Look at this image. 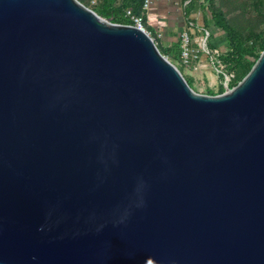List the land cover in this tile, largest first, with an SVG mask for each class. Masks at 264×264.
I'll return each instance as SVG.
<instances>
[{"label": "water", "instance_id": "obj_1", "mask_svg": "<svg viewBox=\"0 0 264 264\" xmlns=\"http://www.w3.org/2000/svg\"><path fill=\"white\" fill-rule=\"evenodd\" d=\"M0 264H264V50L219 94L80 0H0Z\"/></svg>", "mask_w": 264, "mask_h": 264}, {"label": "rangeland", "instance_id": "obj_2", "mask_svg": "<svg viewBox=\"0 0 264 264\" xmlns=\"http://www.w3.org/2000/svg\"><path fill=\"white\" fill-rule=\"evenodd\" d=\"M80 1L88 6V0ZM193 1L195 4L196 0ZM199 1L201 4L200 8L204 12V19L207 23H211V25H213V16L215 14L220 15L239 33V35L236 34L239 39H241L243 42H246L248 45L255 44V55L260 52L259 44H257L255 41L258 35H262L264 33V0ZM205 25L208 27V24ZM186 29H189L188 25ZM218 31L221 32V39L228 47L227 32L220 27L218 28ZM182 32L175 41L162 42L163 35L160 36L158 39V47L169 60L176 64L181 69V71L183 70L188 78L191 79V86L196 91L206 94H219L224 92L226 87H231V83H237L240 81L241 76L246 71L250 62L243 57H239L237 54L229 56L228 54L231 52H227L226 48L222 49L218 47L221 52H224V54L221 55L220 52L221 57L219 56V61L216 63L209 62L205 55H202L201 65L208 62L207 68L199 65L192 74L189 73L180 61L182 50ZM190 32L192 33L191 37L194 44H197L199 39L195 38V34H197L198 31L195 30L193 33L190 30ZM211 40L212 35L210 41Z\"/></svg>", "mask_w": 264, "mask_h": 264}, {"label": "crops", "instance_id": "obj_3", "mask_svg": "<svg viewBox=\"0 0 264 264\" xmlns=\"http://www.w3.org/2000/svg\"><path fill=\"white\" fill-rule=\"evenodd\" d=\"M122 0H115L120 3ZM191 0H154L145 13V20L151 29H159L162 32V42L175 41L180 33L187 27V19H191L198 26V30L205 28L204 12L200 8L199 0L188 7ZM129 0H126V3ZM194 2V1H193ZM212 34L211 42L217 47L225 49L226 43L221 39V32L211 23H207ZM194 33L195 29L191 28ZM216 42V43H215ZM202 63V59H201ZM208 66V62L201 65ZM205 70V69H204Z\"/></svg>", "mask_w": 264, "mask_h": 264}, {"label": "trees", "instance_id": "obj_4", "mask_svg": "<svg viewBox=\"0 0 264 264\" xmlns=\"http://www.w3.org/2000/svg\"><path fill=\"white\" fill-rule=\"evenodd\" d=\"M142 3L143 0H129V2L127 3L126 0H122L120 3L115 2V0H97L96 4H92L90 3V0H88V6L93 8L98 14L106 18L111 17L112 20L117 23H132L129 18L125 17L124 15L125 10L131 8L134 13H139L141 11ZM193 4H194L193 0H191L190 3L188 4V7L192 6ZM213 20H214V25L217 28L220 27L227 32L228 47L226 46V50L227 52L229 51L231 52L228 55L230 56L233 54H237L239 57H243L244 59L250 62L246 71L241 76L242 79L249 72V70L251 69L255 61L258 59L261 52L264 50V33L262 35H258V37L256 38L255 42L259 44L260 52L255 55V50H256L255 44L248 45L246 42H243L241 39H239L238 36L236 35V34L239 35V33L233 27H231L224 18H222L218 14H215L213 16ZM187 25L189 26V28L192 26L195 30H198L196 29L198 28V26H196L195 22L191 19H187ZM204 27L206 29H209L206 25ZM209 46L217 47L211 41L209 42ZM223 54L224 52H221V55ZM182 72L184 73L183 70ZM184 75L186 76L188 82L191 84V79H189L185 73ZM237 83H231V87L236 85Z\"/></svg>", "mask_w": 264, "mask_h": 264}, {"label": "built area", "instance_id": "obj_5", "mask_svg": "<svg viewBox=\"0 0 264 264\" xmlns=\"http://www.w3.org/2000/svg\"><path fill=\"white\" fill-rule=\"evenodd\" d=\"M154 0H143L141 11L139 13H134L131 8L125 10V17L131 20V24L142 28L146 31L157 45H159L158 39L162 36V33L159 29H151L147 25L145 20V13L149 9L150 5ZM90 3L96 4L97 0H90ZM90 7V6H89ZM192 26L189 29H186L182 32V50L180 61L181 64L189 73H193L194 70L201 65V57L205 55L211 63H216L219 61L220 50L218 47H210L209 42L211 38V31L206 28L199 29L198 33L195 34V38L199 39L197 44H194L191 37L192 33L190 32ZM227 88V87H226Z\"/></svg>", "mask_w": 264, "mask_h": 264}]
</instances>
